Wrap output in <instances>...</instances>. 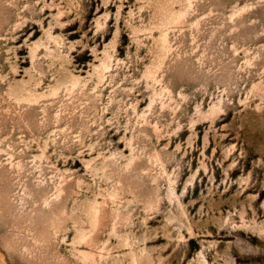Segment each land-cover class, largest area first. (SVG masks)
Here are the masks:
<instances>
[{"label":"rangeland","instance_id":"obj_1","mask_svg":"<svg viewBox=\"0 0 264 264\" xmlns=\"http://www.w3.org/2000/svg\"><path fill=\"white\" fill-rule=\"evenodd\" d=\"M0 264H264V0H0Z\"/></svg>","mask_w":264,"mask_h":264}]
</instances>
